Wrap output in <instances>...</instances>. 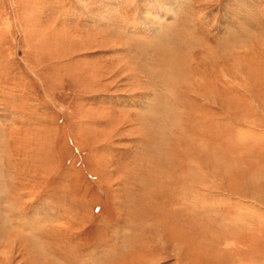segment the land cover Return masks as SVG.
Listing matches in <instances>:
<instances>
[{
    "label": "rangeland",
    "instance_id": "374dc122",
    "mask_svg": "<svg viewBox=\"0 0 264 264\" xmlns=\"http://www.w3.org/2000/svg\"><path fill=\"white\" fill-rule=\"evenodd\" d=\"M0 264H264V0H0Z\"/></svg>",
    "mask_w": 264,
    "mask_h": 264
},
{
    "label": "clouds",
    "instance_id": "9594fccd",
    "mask_svg": "<svg viewBox=\"0 0 264 264\" xmlns=\"http://www.w3.org/2000/svg\"><path fill=\"white\" fill-rule=\"evenodd\" d=\"M195 147H196V150L202 154L207 153L209 151V146L206 144V142H203V141L197 143ZM188 165L190 169V174L196 175L200 168L199 161L194 158H190L188 161Z\"/></svg>",
    "mask_w": 264,
    "mask_h": 264
}]
</instances>
